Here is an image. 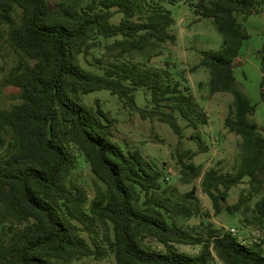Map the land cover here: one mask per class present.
<instances>
[{"label": "trees", "instance_id": "trees-1", "mask_svg": "<svg viewBox=\"0 0 264 264\" xmlns=\"http://www.w3.org/2000/svg\"><path fill=\"white\" fill-rule=\"evenodd\" d=\"M263 3H194L197 17L210 18L223 36L220 49L200 52L199 65L209 69L210 93L232 96L224 125L241 137L237 171L211 167L202 173L189 149L177 152L182 179L201 176L202 191L215 213L230 189L248 177L247 193H240L226 209L250 210L258 225L264 224V136L248 119L256 105L235 81L233 64L249 37L239 17L245 20L261 12ZM116 16L118 21L113 20ZM172 24L170 11L152 0H0V34L22 56L3 80L4 85L17 88L21 101L0 109V131L11 138L6 152L0 154V206L4 216L24 224L0 243V264H55L98 256L97 244L84 235V218L111 225L107 242L115 264H210L214 256L224 264H264L262 242L247 246L229 230L210 226L205 236L182 228L181 217L200 213L192 200L194 189L184 199L162 188L160 170L138 150H124L113 139L111 119L98 101L80 102V94L107 90L142 119L167 123L178 136L179 118L193 129L199 117L205 122L192 94L177 82H167L165 71L140 69L135 62L118 59L105 62L100 57L92 68L83 63L91 49L100 45L107 54L116 50L119 57L158 50L174 42ZM109 38L112 42L102 44ZM139 88L149 91L150 108L136 106ZM189 138L201 151L208 149L199 134ZM74 149L104 185L89 201L87 211L83 189L67 182L76 164ZM259 194L249 209L248 201ZM146 236L161 243L165 251L143 245ZM175 243L200 248L189 254L179 251Z\"/></svg>", "mask_w": 264, "mask_h": 264}, {"label": "rangeland", "instance_id": "rangeland-1", "mask_svg": "<svg viewBox=\"0 0 264 264\" xmlns=\"http://www.w3.org/2000/svg\"><path fill=\"white\" fill-rule=\"evenodd\" d=\"M87 1V0H86ZM168 9L173 18L170 32L175 35L174 42L161 45L160 49H152L148 52L126 53L119 57L116 50L107 54L102 45L91 49L86 61L83 63L92 68V62L96 57L105 62L118 59L124 62H135L140 69L153 68L167 72V82H177L180 88L192 94L198 104L200 116L197 128L193 129L179 118L181 135H176L167 123L158 119H142L139 114L123 106L118 97L107 90L92 91L80 94V102L93 105L96 101L100 107L108 113L111 119L113 139L124 150H138L146 159L155 165L162 173L161 186L173 190L178 197L188 199L186 192L194 189L195 199L200 207V213L190 218L181 217L179 225L193 235L205 236L207 227L228 230L235 229V236L247 246L255 242H262L264 248V224L258 225L252 221L251 211L244 213L242 209L229 212L227 205L236 202L240 193L246 194L249 190V178L230 189L225 201H221V210L215 213L210 199L202 191L201 176L185 181L180 167L177 164V152L189 149L193 153V162L201 168L203 173L209 168H215L221 172L235 173L239 167L242 149L241 137L229 130L224 125V118L228 115L232 103V96L226 92L210 93V72L205 66L199 65L200 52L204 50H218L221 47L223 36L213 24L210 18H198L194 11V3L197 0L177 1L168 4L161 0H152ZM261 12L251 13L242 20L239 17L249 37L244 40L240 55L233 64V75L241 90L247 95L255 107V112L248 116L250 122H254L264 136V3ZM119 16L113 20L118 21ZM112 42V38L105 39L103 43ZM20 52L12 47L6 40V35L0 34V109H9L20 103L17 88L4 85L3 80L9 70L17 64L21 58ZM32 62V61H31ZM187 88V89H186ZM135 104L138 107H151L150 94L145 88H139L135 92ZM199 134L203 143L208 147L201 151L196 142L189 138L191 134ZM3 142L0 143V154H4L9 146L11 138L0 131ZM76 164L71 171L67 182L75 187H81L86 195L85 211L88 203L95 196L97 189L104 188L91 172L90 166L82 153L74 149ZM261 196L256 195L248 201L249 209ZM248 218L249 220H246ZM23 223L17 222L13 217L4 216L0 206V243H3L11 231L19 229ZM84 235L97 244L98 256L82 257L64 263L54 261L55 264H115L112 252L108 248V239H111V225L102 224L96 220L84 218ZM142 244L150 249L164 252L161 243L151 236L142 239ZM182 252L196 254L199 245L174 244ZM210 264H224L214 256Z\"/></svg>", "mask_w": 264, "mask_h": 264}, {"label": "built area", "instance_id": "built-area-1", "mask_svg": "<svg viewBox=\"0 0 264 264\" xmlns=\"http://www.w3.org/2000/svg\"><path fill=\"white\" fill-rule=\"evenodd\" d=\"M228 230H229L232 234L235 235V229H234V228H229Z\"/></svg>", "mask_w": 264, "mask_h": 264}]
</instances>
